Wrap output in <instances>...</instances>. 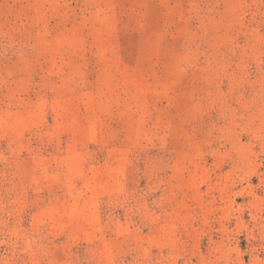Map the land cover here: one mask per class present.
I'll use <instances>...</instances> for the list:
<instances>
[{
	"label": "rangeland",
	"instance_id": "374dc122",
	"mask_svg": "<svg viewBox=\"0 0 264 264\" xmlns=\"http://www.w3.org/2000/svg\"><path fill=\"white\" fill-rule=\"evenodd\" d=\"M0 264H264V0H0Z\"/></svg>",
	"mask_w": 264,
	"mask_h": 264
}]
</instances>
